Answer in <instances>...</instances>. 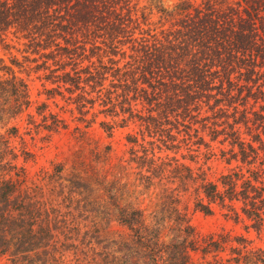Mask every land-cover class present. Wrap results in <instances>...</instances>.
<instances>
[{
    "label": "trees",
    "instance_id": "trees-1",
    "mask_svg": "<svg viewBox=\"0 0 264 264\" xmlns=\"http://www.w3.org/2000/svg\"><path fill=\"white\" fill-rule=\"evenodd\" d=\"M140 5L141 0H0V47L11 49L14 40L22 45L29 55L24 62L35 64L32 70L44 72L43 78L56 85L48 94H67L83 119L92 114V123L103 115L100 127L109 136L138 126L142 143L133 135L127 141L133 145L131 161L151 174L144 178L147 187L152 178H173L183 187L191 182L196 210L212 215L219 207L261 236L264 0H178L171 9L163 0ZM152 10L159 14L156 23L150 22ZM12 65L23 64L13 57ZM0 73V123L7 117L0 127L2 161L13 155L5 135L17 137L18 129L2 130L31 102L27 83L2 59ZM51 117L48 130L68 127ZM146 138L151 141L144 144ZM218 142L230 147L221 150V158L238 165L217 182L178 158L185 151L181 159L194 162L202 147L206 158L213 157L210 144ZM16 177L0 174V255H8L12 264H38L37 250L69 230L71 209L84 205L93 213L100 207L110 210L105 215L129 230L126 239L96 255L102 258L96 264H264V250L245 235L199 236L173 196L165 209L173 225L165 227L163 217L148 223L141 210L120 206L117 196L93 199L90 186L80 181L59 185L62 203L54 206L35 190L23 189V172ZM79 225L76 221L69 232L80 233Z\"/></svg>",
    "mask_w": 264,
    "mask_h": 264
},
{
    "label": "rangeland",
    "instance_id": "rangeland-1",
    "mask_svg": "<svg viewBox=\"0 0 264 264\" xmlns=\"http://www.w3.org/2000/svg\"><path fill=\"white\" fill-rule=\"evenodd\" d=\"M177 2L178 0H163V5L171 9ZM148 4L149 0H141L140 7ZM152 14L150 22L156 23L159 14L156 10H152ZM154 27L158 26H151ZM12 47L8 50L0 47V59L13 69L18 78L27 83L31 105L2 130L4 134L7 129L16 127L18 136L5 135V139L10 142L13 155L0 161V174H6L7 179L10 177L17 179L16 174L22 176L23 172L25 176L23 189L35 190L42 196L43 201L54 206L62 203V197H57L59 185L69 187V180L80 181L90 186L93 199L107 201L108 197L117 196L120 206L141 210L148 223H153L157 215L163 217L165 227L173 225V221L167 218L168 213L165 212L168 197L173 196L178 200L177 209L187 216L199 236L226 233L232 236L245 235L253 242V247L264 250V234L258 236L252 230L248 232L245 223L227 217L226 210L215 207L212 215H205L196 210L193 183L190 182L187 187H183L173 178L162 181L152 178L151 185L147 187L144 178L151 174L147 172V167L139 168L131 161L130 150L133 145L127 141V136L133 135L142 143L139 127L130 125L128 128L116 129L113 135L109 136L100 127V123L106 120L103 115L98 116L92 123L94 120L92 114L83 119L75 105H69L66 101L67 94L65 98L54 93L49 95L47 91L56 85L43 78L44 72H34L32 68L35 64L24 62L23 57L29 55L23 53L22 45H18L14 40ZM13 57L23 64L21 68L12 65ZM8 76L5 75V78ZM11 104L9 102L5 108H9ZM51 114L63 119L68 127L55 132L48 130L47 127L54 121ZM6 118L3 117L0 127ZM149 141L151 139L146 138L144 144ZM206 141L210 142V138L206 137ZM218 143L210 144L213 157L206 158V150L202 147L201 156L194 162L181 159L182 154L186 155L185 151L178 155V158L195 172L202 168L209 181L217 182L222 175L238 165L235 162L229 165L221 158V150H229L230 147L228 144ZM14 155L16 159L13 158ZM169 155L175 156L174 153ZM7 162L10 163L8 168L5 167ZM58 169L62 171L57 173ZM101 184L108 185L111 191L107 192ZM54 188L56 190L53 191ZM72 197L77 200L80 196L73 194ZM100 204L107 207L102 202ZM85 207L86 205L83 208L77 206L78 211L71 209L73 216L67 217L69 230L75 227L77 221L80 224V233L64 230L48 247L37 250L40 257L38 264L100 263L102 258L96 255L105 251L104 247L107 244L121 242L128 237L129 230L126 226L120 224L114 217L105 215L110 214V210L100 207V213H93L88 211L89 206ZM62 211L66 212L67 209L63 207ZM69 237L72 239H67ZM0 264L12 263L8 255H0Z\"/></svg>",
    "mask_w": 264,
    "mask_h": 264
}]
</instances>
